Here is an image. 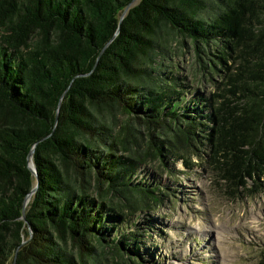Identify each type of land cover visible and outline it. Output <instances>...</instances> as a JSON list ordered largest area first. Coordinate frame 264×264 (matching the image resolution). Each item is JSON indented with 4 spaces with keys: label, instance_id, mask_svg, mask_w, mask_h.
<instances>
[{
    "label": "trees",
    "instance_id": "1",
    "mask_svg": "<svg viewBox=\"0 0 264 264\" xmlns=\"http://www.w3.org/2000/svg\"><path fill=\"white\" fill-rule=\"evenodd\" d=\"M178 37L214 46L210 92L178 88ZM169 156L230 195L263 192L264 0H0V264L121 257L133 213L158 202L139 168Z\"/></svg>",
    "mask_w": 264,
    "mask_h": 264
},
{
    "label": "rangeland",
    "instance_id": "2",
    "mask_svg": "<svg viewBox=\"0 0 264 264\" xmlns=\"http://www.w3.org/2000/svg\"><path fill=\"white\" fill-rule=\"evenodd\" d=\"M211 54L217 55L214 46ZM199 56L189 40L178 37L171 45V60L166 64L179 76L178 88L184 87L183 92L208 93L213 88L215 77L207 68L217 60L204 53ZM188 94L183 105L190 102ZM135 128L142 145L147 133L141 126ZM186 148L171 141L164 150L181 149L190 157L201 150L199 146ZM167 159L150 160L139 168L135 182H157L158 202L133 213L126 234L135 241L124 248L130 251L123 249L118 257L108 249L102 264H259L264 253V190L252 197L230 195L205 167L187 171L181 162Z\"/></svg>",
    "mask_w": 264,
    "mask_h": 264
},
{
    "label": "water",
    "instance_id": "3",
    "mask_svg": "<svg viewBox=\"0 0 264 264\" xmlns=\"http://www.w3.org/2000/svg\"><path fill=\"white\" fill-rule=\"evenodd\" d=\"M135 1H136V0H135ZM128 8H129V7H127V8L125 9V11H124V13L122 14L121 18H123L124 14L126 13V11H127ZM31 155H32V153H30L29 158L31 157ZM28 168H29V170L32 172V174H34V175L36 174V173H35V168H34L32 162H29ZM36 187H37V186H35V187L32 189V191L26 196V198H25V200H24V205H23V207H25V206L27 205V203H28V201H29L31 195H33V194L35 193Z\"/></svg>",
    "mask_w": 264,
    "mask_h": 264
}]
</instances>
